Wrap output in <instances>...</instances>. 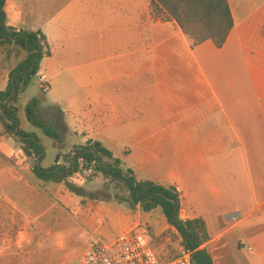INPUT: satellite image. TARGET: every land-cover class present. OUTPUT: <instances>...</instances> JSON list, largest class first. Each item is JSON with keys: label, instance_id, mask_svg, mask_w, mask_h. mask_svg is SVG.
Returning a JSON list of instances; mask_svg holds the SVG:
<instances>
[{"label": "crops", "instance_id": "obj_1", "mask_svg": "<svg viewBox=\"0 0 264 264\" xmlns=\"http://www.w3.org/2000/svg\"><path fill=\"white\" fill-rule=\"evenodd\" d=\"M150 3L8 0L7 21L45 36L50 56L40 65L59 51L88 60L74 69L85 71L74 79L87 93L72 104L78 112L60 109L68 134L83 137L77 145L95 136L119 160L110 146L124 134L126 170L176 189L181 218L205 223L213 264H264V0H228L234 26L220 48L191 47L175 22L154 19ZM25 187H15L13 214L45 215V196ZM101 205L83 199L57 221L61 236L72 228L96 237ZM17 220L19 238L0 248V264H35L30 224Z\"/></svg>", "mask_w": 264, "mask_h": 264}, {"label": "rangeland", "instance_id": "obj_2", "mask_svg": "<svg viewBox=\"0 0 264 264\" xmlns=\"http://www.w3.org/2000/svg\"><path fill=\"white\" fill-rule=\"evenodd\" d=\"M13 3H20L25 0H10ZM26 7L27 6V3ZM117 24L124 23L119 18ZM28 30L34 29L29 23L24 26ZM99 26L93 29L98 37ZM24 54L11 46L0 47V91L6 87L9 73L15 66L21 62ZM92 59V58H91ZM95 59L96 56H95ZM57 61V62H56ZM88 60L81 57H75L67 54L65 51H59L53 60L43 62L39 67L38 75H44L47 78L46 84L40 83L37 76L30 80V83L19 95L17 108L19 127L23 131L34 133L41 141L43 149V159L40 167L48 170L51 167L67 165L66 160L69 154H72L77 148L83 145H77L83 141L82 136L74 137L68 134L65 125H63L62 112L66 115L68 112H75L72 104L75 100H81L86 97V91L81 84H77L74 79L77 74L83 75L85 71L74 70L78 66L86 64ZM38 100L36 116L44 126L55 130L58 139H52L44 135L43 131L34 127L26 117L25 107L32 100ZM61 109V110H60ZM8 123L0 115V248L3 245H12L18 240V233L21 227L17 222L22 218L24 223H29L31 234L36 241V262L35 264H80V257L86 251L89 242L99 239L104 243H112L121 234L126 233L125 229L134 228L141 225L148 228L152 246L164 248L167 245L176 246L174 233L166 228L160 209L150 212H144L131 209L124 198H127L128 192L121 184H115L111 180L105 179L102 175L94 176L93 172L83 176H71L65 182L45 181L34 176L32 170L37 163V159L32 153H29L24 145L8 132ZM94 142H99L103 147L105 142L97 141L94 136ZM124 134L117 136L110 146L115 156L121 162V168L126 170L129 163L125 162V151L132 149L130 144L125 143ZM103 143V144H102ZM105 143V144H104ZM92 146V145H91ZM136 176L142 180L143 175L137 172ZM18 178H23L19 181ZM67 183L83 190V195L77 192H71ZM14 184L27 186L35 194L39 193L45 196L47 202V213L40 216L43 210H37L29 216L20 217L15 215L12 202L14 197ZM87 192H94V198L102 201V207L99 216L105 220L96 232V237H84L82 233L74 231L72 228H66V238L61 236L57 221L62 220L69 213H77L79 204L83 199H93L87 197ZM4 197L6 199H4ZM13 200V201H12ZM123 200V201H122ZM48 208H51L49 211ZM6 212V214H5ZM5 214V216H4ZM15 222V223H14ZM50 232V236L45 232ZM128 232V230H127ZM63 235H65L63 233ZM12 240L15 241L12 243ZM14 261V259L12 260ZM23 260H16L12 264H23Z\"/></svg>", "mask_w": 264, "mask_h": 264}, {"label": "trees", "instance_id": "obj_3", "mask_svg": "<svg viewBox=\"0 0 264 264\" xmlns=\"http://www.w3.org/2000/svg\"><path fill=\"white\" fill-rule=\"evenodd\" d=\"M8 0H0V47L11 46L22 51L23 59L9 73L6 87L0 91V115L8 123V132L21 142L25 149L37 159L33 167L35 177L45 181H62L73 174H83L84 169L92 167L93 174L102 175L115 184H121L128 192L127 202L131 209L139 207L144 212L160 209L167 226L175 233L176 246L155 247L154 252L161 263L175 259L182 252L189 253L193 264H213L203 247L208 241L205 223L201 219L184 220L180 216L181 201L178 192L172 186H162L148 181L136 180L131 170L121 168L119 160L100 146H80L67 156V165H59L43 170L41 141L34 133L20 129L17 108L14 106L19 95L37 76L40 63L50 56L45 36L37 32L17 31L7 21ZM150 9L154 19L163 22H175L181 32L190 41L191 47L211 41L216 48L224 45L234 22L228 0H151ZM38 100L32 99L25 107L27 120L44 135L58 139L55 130L48 128L38 120L36 109ZM71 192L83 195V190L67 183ZM87 197L94 199L92 192ZM123 201V200H122Z\"/></svg>", "mask_w": 264, "mask_h": 264}, {"label": "built area", "instance_id": "obj_4", "mask_svg": "<svg viewBox=\"0 0 264 264\" xmlns=\"http://www.w3.org/2000/svg\"><path fill=\"white\" fill-rule=\"evenodd\" d=\"M40 83L46 84L45 75H38ZM93 172L92 167L84 169L83 176ZM70 178V177H69ZM81 264H193L189 253L182 252L175 259L161 263L155 255L151 234L145 226H135L121 234L112 243H104L99 239L89 242L81 258Z\"/></svg>", "mask_w": 264, "mask_h": 264}, {"label": "water", "instance_id": "obj_5", "mask_svg": "<svg viewBox=\"0 0 264 264\" xmlns=\"http://www.w3.org/2000/svg\"><path fill=\"white\" fill-rule=\"evenodd\" d=\"M91 145L94 149H98L101 146L99 142H94L92 139L87 140L86 146H91Z\"/></svg>", "mask_w": 264, "mask_h": 264}]
</instances>
